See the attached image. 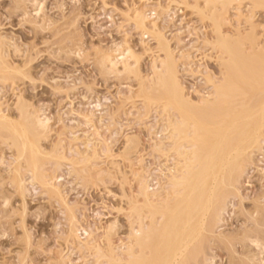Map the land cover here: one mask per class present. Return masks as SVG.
Returning <instances> with one entry per match:
<instances>
[{"label": "rangeland", "instance_id": "374dc122", "mask_svg": "<svg viewBox=\"0 0 264 264\" xmlns=\"http://www.w3.org/2000/svg\"><path fill=\"white\" fill-rule=\"evenodd\" d=\"M22 1L0 0L6 43L0 53L14 69L0 63V108L18 127L26 122L23 103L29 104L50 118L51 127L46 137L32 139L42 152L34 169L13 138L0 134V264L126 263L140 224L159 217L144 192L154 202L168 197L173 175L186 170V151L179 152L184 157L175 152L169 127L177 114L158 99L157 76L168 53L186 97L199 104L222 80L219 31L226 37L238 29L251 33L252 18L262 42L264 9L252 0L225 10L205 0H45L42 24L33 0ZM121 45L132 50V69L103 71L99 57ZM258 142L247 151L234 188H224L230 190L225 209L192 264H258L259 251L248 240L264 245V132Z\"/></svg>", "mask_w": 264, "mask_h": 264}, {"label": "bare ground", "instance_id": "6f19581e", "mask_svg": "<svg viewBox=\"0 0 264 264\" xmlns=\"http://www.w3.org/2000/svg\"><path fill=\"white\" fill-rule=\"evenodd\" d=\"M44 1L45 0H33V8H35L34 13L36 14L37 18L38 16L40 17L41 13H43ZM205 1L208 3V5H221L225 10L231 3L233 4L234 1L239 0ZM252 1L255 5V8L257 7L264 9V0ZM23 8H26V6ZM137 14L139 16V13ZM25 15L27 16L26 11ZM241 16L243 15L241 14ZM43 17L44 16H42V18ZM142 17L143 16L138 17V22L143 29L146 28V21H144V17ZM39 19H41V17ZM248 19H251L250 21H252V18ZM44 20L46 22V18ZM250 21L249 23L252 28L251 33L244 34L238 29L232 37H226L224 34H221L222 32L220 33L219 31V44L217 43V45L221 47L220 53H222L224 56L222 59L223 63L220 65L222 80L219 84L213 85L214 91L212 95L209 98L203 99L199 104L192 103L186 97L184 93L185 91L183 90V87H181L180 81H178L176 76L177 71H175L176 67L174 66V62L171 58L172 56H170L171 54H169V50L165 48V50L167 49L169 52L168 53L165 51L166 54L168 53L167 57L169 59L167 60L169 61L167 62L165 60V62H167L166 64L161 61L165 64L163 72L161 71L162 74H158L157 72L159 71L156 72L158 74V85L156 84L158 86L159 92L158 99L167 101L166 103L168 105L166 104V107L170 108V110H174L177 114L178 118L176 122L175 120L173 123L170 121L171 123L169 122V127L173 128V132H171L172 129L170 128L171 135L177 138V141H174L175 143L173 142V145L175 144L176 146V143L178 142L175 152H178L177 154L181 157H184L182 156L183 154L186 155V170L182 172L180 176L173 175L172 182H170L168 179L172 186V190L167 194L168 197L164 195L166 200H162L164 198L163 196L162 199L161 197H158V201L154 202V198L148 196L149 194L151 195V193L147 195L144 192L146 195L144 196L146 198V202H144L150 205V208L152 206L155 209V215L159 216H156L154 220L159 218L161 222L156 224L157 222L152 220L151 225L146 227V225L139 221V223L142 225L140 224L139 229L136 227L138 230L135 232L136 235L133 236L135 237V245H133V242V246L130 245L131 243L129 244V246L132 247L128 249V255H126L128 261L126 260L127 262L125 263L124 261L122 264H192L203 253L204 246L207 242V237H205V234L210 232V230H212L211 228L215 226V222L217 223V220H219L220 210L223 211V209H225L222 208V205L225 206V193L228 191L230 192V190H225L226 192H224V188L226 186L232 187L230 185H233V183L236 182V178L242 173V171H244L243 167L246 165H244V162L245 158L247 160L246 156L248 155L247 151L250 150L253 145L259 143L258 141L264 132V41L261 42L257 37L256 26ZM41 23L43 24V21ZM153 27L155 28V26ZM2 40L3 39L1 38L0 52L5 49V42L3 43ZM167 46L168 45H166V47ZM122 48L123 47L121 45V47L119 46L115 48L116 50H114V52L112 50V53L104 54L99 57L98 63L103 71H106L107 73L111 72L113 74H119L122 73V71L125 73V71H130L132 69V50L130 48ZM3 53L6 52L3 51ZM5 56L3 57V54L0 53L1 67L3 66L5 70L11 71L13 67H11V64L7 63ZM158 58L160 59V57ZM222 60L220 59L221 62ZM119 66L122 67V70L119 68ZM154 69H157V66ZM12 71H14V69ZM143 80L144 78L142 81ZM144 82L148 81L144 80ZM153 82L154 81H152V83ZM156 85H154L153 88ZM156 89L152 93H154ZM148 91L150 92L149 89ZM151 97L154 96L151 95ZM151 99L150 101L152 102ZM20 100H18L20 101L19 103H23L22 97ZM155 102L159 103V101ZM30 106L31 105L29 104L27 105L23 103V109H21V112L23 116H25L26 122L21 126L18 125V127L15 126V121L13 122L11 116H7V114L4 115L2 113L3 110L1 111L0 108V134L3 132L6 134L8 133V136L13 138L14 141L12 143L15 142L16 148L20 151L22 157L27 156L26 160L34 169L37 167V157L42 152L39 145H37L38 142L35 143L32 141V139H37L41 136L46 137L45 134L48 133L51 127V120L44 112L40 110L36 111V108V110H31ZM176 114H173V116ZM181 140L185 141V143H179ZM182 149H185L186 153L181 155L182 152H179ZM183 169L184 167L182 170ZM175 170H177V168ZM175 173L177 172L175 171ZM33 178L35 177L33 176ZM167 178H170V176ZM238 178H240V176ZM138 179L142 180L143 177L140 178L139 176ZM18 180L20 181V179ZM47 180L48 179H46V181ZM19 181L18 183H20ZM21 183L23 182L21 181ZM44 183L46 182L44 181ZM236 183H234L233 186H235ZM20 184L18 185L20 186ZM170 184L167 185L169 186ZM48 186H50V184ZM146 188H148V185ZM55 191H57V189ZM165 192L167 193L168 191ZM157 194L155 193V195ZM159 195H161V193ZM160 199L163 202H160ZM144 202L143 204H145ZM138 209L140 208L137 207L135 211ZM151 215L152 214H150V216ZM145 217L146 216L143 218ZM152 217L154 216L152 215L151 218ZM151 218L149 217V219ZM138 219L140 220V218ZM137 223L138 222L135 224ZM251 238H249L248 241L251 242V244L259 251L258 255L260 254L259 261L257 260L258 258L256 261H258V264H264V245L260 240ZM90 240L87 241V243H89ZM87 243L85 246H87ZM89 245L91 244L89 243ZM92 245L94 244L92 243ZM129 246H127V248ZM93 248L95 247L91 248L92 251ZM111 250L113 251V249ZM103 254L105 253L103 252ZM117 257L118 256H115L114 258L117 259ZM250 257L252 258V256H248V259H250ZM109 258L111 259V257ZM120 261H118V263H120ZM254 261L255 259L249 260L250 263Z\"/></svg>", "mask_w": 264, "mask_h": 264}]
</instances>
